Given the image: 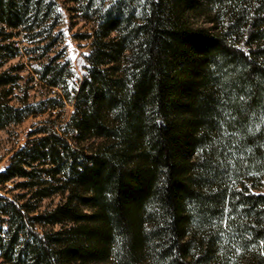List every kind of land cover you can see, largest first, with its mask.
Here are the masks:
<instances>
[{
    "label": "trees",
    "instance_id": "obj_1",
    "mask_svg": "<svg viewBox=\"0 0 264 264\" xmlns=\"http://www.w3.org/2000/svg\"><path fill=\"white\" fill-rule=\"evenodd\" d=\"M66 1L93 19L85 71L40 78L71 139L40 128L0 171L30 191L0 195V264H264V0ZM59 3L0 0V67L16 36L56 43ZM19 78L0 73V129L49 102L11 103Z\"/></svg>",
    "mask_w": 264,
    "mask_h": 264
},
{
    "label": "rangeland",
    "instance_id": "obj_2",
    "mask_svg": "<svg viewBox=\"0 0 264 264\" xmlns=\"http://www.w3.org/2000/svg\"><path fill=\"white\" fill-rule=\"evenodd\" d=\"M59 2L61 16L58 26L54 29V33L59 36L56 43L45 52L44 56H41L44 52L43 47L50 42V38L45 39V34H42L40 38H37V41L31 42L26 35L16 36V45L20 47L19 54L14 58H9L0 67V73L8 71L20 76L18 82L13 85L14 91L10 96L13 104L21 105L25 98L37 106L43 101H49L50 98H56V101L62 99V96L65 95L63 89L52 87L40 78L44 64L53 58L58 57L53 61L52 66L64 70V78L69 90L79 83L78 79L85 71L86 55L89 54L91 43V37L88 35L92 32L93 19L86 16V12L83 10L85 3L78 4L66 0H59ZM93 8L94 6L89 8V13ZM7 42L9 40L3 41V43ZM39 46L42 48L36 52L32 50ZM49 102L46 104L47 106L45 105L44 111L32 114L20 123H13L0 129V171L9 165L12 155L20 147L35 138L50 135L47 132L34 134L40 128H48V131H52V134H56L59 139L71 137L72 130L67 123L70 121L75 105L65 100L62 106L60 104L58 107H53L51 102L54 101ZM92 141V139L89 140L87 145H90ZM25 180L27 179L18 177L0 185V195L16 200L17 197L25 194V198H20L21 201H25L30 197V191L19 187V183ZM63 196L62 193L56 192L43 200L34 199L36 211L53 208L63 201ZM60 228L61 224L37 225V230L40 232L45 229L57 230ZM19 238L22 239L21 236ZM1 261L0 258V263Z\"/></svg>",
    "mask_w": 264,
    "mask_h": 264
}]
</instances>
